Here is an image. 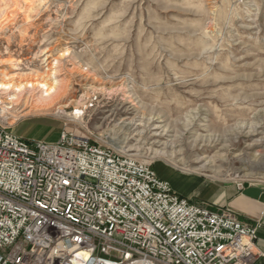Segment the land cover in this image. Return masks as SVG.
Listing matches in <instances>:
<instances>
[{
  "label": "rangeland",
  "instance_id": "obj_1",
  "mask_svg": "<svg viewBox=\"0 0 264 264\" xmlns=\"http://www.w3.org/2000/svg\"><path fill=\"white\" fill-rule=\"evenodd\" d=\"M8 82L36 88L0 90L29 142L88 138L202 206L201 186L264 189V0H0Z\"/></svg>",
  "mask_w": 264,
  "mask_h": 264
},
{
  "label": "built area",
  "instance_id": "obj_2",
  "mask_svg": "<svg viewBox=\"0 0 264 264\" xmlns=\"http://www.w3.org/2000/svg\"><path fill=\"white\" fill-rule=\"evenodd\" d=\"M261 227L88 138L0 127V264H253Z\"/></svg>",
  "mask_w": 264,
  "mask_h": 264
},
{
  "label": "crops",
  "instance_id": "obj_3",
  "mask_svg": "<svg viewBox=\"0 0 264 264\" xmlns=\"http://www.w3.org/2000/svg\"><path fill=\"white\" fill-rule=\"evenodd\" d=\"M180 196L194 203L190 197L188 198L183 194ZM201 202L216 212L226 209L233 211L246 225H253L256 221H262V227L258 231L256 240V253L260 256L253 264H264V203L243 195V191L236 186H223L221 188L201 186Z\"/></svg>",
  "mask_w": 264,
  "mask_h": 264
},
{
  "label": "bare ground",
  "instance_id": "obj_4",
  "mask_svg": "<svg viewBox=\"0 0 264 264\" xmlns=\"http://www.w3.org/2000/svg\"><path fill=\"white\" fill-rule=\"evenodd\" d=\"M37 85H38V87H40L42 89H47L50 92V93H48L47 96H50L52 94V96L54 97L53 99H55V100H60L63 97L62 93L57 88V85L54 83H48V81H46V84L38 83ZM28 88H32V90H33V88H35V87L33 86V84H26L23 86L21 83H19L18 85L15 86L11 82L0 84V90L5 91L6 94L13 91V89L17 90L18 92L20 91V93H23L24 91H27L26 89H28ZM155 130H158V129H155ZM242 167L248 168V167H250V163L248 164L245 161H243Z\"/></svg>",
  "mask_w": 264,
  "mask_h": 264
},
{
  "label": "water",
  "instance_id": "obj_5",
  "mask_svg": "<svg viewBox=\"0 0 264 264\" xmlns=\"http://www.w3.org/2000/svg\"><path fill=\"white\" fill-rule=\"evenodd\" d=\"M243 195L264 203V189L262 188L249 187L243 191Z\"/></svg>",
  "mask_w": 264,
  "mask_h": 264
}]
</instances>
